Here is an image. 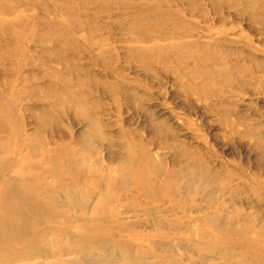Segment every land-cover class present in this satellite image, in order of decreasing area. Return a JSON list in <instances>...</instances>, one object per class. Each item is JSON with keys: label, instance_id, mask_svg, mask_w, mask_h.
I'll use <instances>...</instances> for the list:
<instances>
[{"label": "rangeland", "instance_id": "374dc122", "mask_svg": "<svg viewBox=\"0 0 264 264\" xmlns=\"http://www.w3.org/2000/svg\"><path fill=\"white\" fill-rule=\"evenodd\" d=\"M0 264H264V0H0Z\"/></svg>", "mask_w": 264, "mask_h": 264}, {"label": "bare ground", "instance_id": "6f19581e", "mask_svg": "<svg viewBox=\"0 0 264 264\" xmlns=\"http://www.w3.org/2000/svg\"><path fill=\"white\" fill-rule=\"evenodd\" d=\"M5 236V233L3 232V236H0V237H4Z\"/></svg>", "mask_w": 264, "mask_h": 264}]
</instances>
